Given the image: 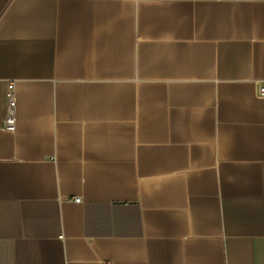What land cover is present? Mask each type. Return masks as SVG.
Here are the masks:
<instances>
[{"label":"crops","instance_id":"0c3cea01","mask_svg":"<svg viewBox=\"0 0 264 264\" xmlns=\"http://www.w3.org/2000/svg\"><path fill=\"white\" fill-rule=\"evenodd\" d=\"M263 81L264 0H0V264H264Z\"/></svg>","mask_w":264,"mask_h":264},{"label":"built area","instance_id":"2783aa9c","mask_svg":"<svg viewBox=\"0 0 264 264\" xmlns=\"http://www.w3.org/2000/svg\"><path fill=\"white\" fill-rule=\"evenodd\" d=\"M260 95L264 96V81L259 86ZM7 99V116L5 120V128L8 131H15L17 127L16 117V88L14 82H9L6 90ZM75 201H80V197H75Z\"/></svg>","mask_w":264,"mask_h":264}]
</instances>
